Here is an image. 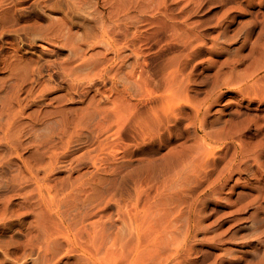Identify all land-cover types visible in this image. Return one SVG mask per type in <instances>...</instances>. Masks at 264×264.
Instances as JSON below:
<instances>
[{
	"label": "rangeland",
	"instance_id": "1",
	"mask_svg": "<svg viewBox=\"0 0 264 264\" xmlns=\"http://www.w3.org/2000/svg\"><path fill=\"white\" fill-rule=\"evenodd\" d=\"M0 264H264V0H0Z\"/></svg>",
	"mask_w": 264,
	"mask_h": 264
}]
</instances>
